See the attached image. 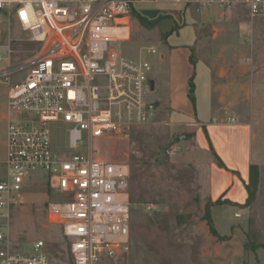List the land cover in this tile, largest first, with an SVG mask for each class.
I'll return each instance as SVG.
<instances>
[{
    "label": "built area",
    "instance_id": "built-area-1",
    "mask_svg": "<svg viewBox=\"0 0 264 264\" xmlns=\"http://www.w3.org/2000/svg\"><path fill=\"white\" fill-rule=\"evenodd\" d=\"M137 1L182 2L197 10L241 4L251 16H264V0H0V13L39 45L7 94L0 264H50L42 240L22 252L10 249L8 238L11 208L36 171L45 172L47 191L57 195L46 203V219L68 240L71 264H99L129 251L128 165L96 156L92 144L157 117L147 98L150 62L111 46L127 38L124 19ZM55 130L65 132V140L57 141Z\"/></svg>",
    "mask_w": 264,
    "mask_h": 264
},
{
    "label": "rangeland",
    "instance_id": "rangeland-1",
    "mask_svg": "<svg viewBox=\"0 0 264 264\" xmlns=\"http://www.w3.org/2000/svg\"><path fill=\"white\" fill-rule=\"evenodd\" d=\"M197 15L201 18L193 56L211 66L215 82L222 86L226 121H235L238 113L251 126L261 153L260 186L252 201L239 208L228 200L212 201L208 183L214 157L180 139L158 118L93 140L96 156L129 168L130 249L99 264H264V16H251L241 4L211 5ZM151 44L160 48L152 35L133 29L129 39L111 46L129 59L151 60L157 55L147 53L145 47ZM38 50L29 31L0 13V178L5 172L7 94L24 77ZM54 137L65 140V132L55 130ZM173 146L179 150L170 155L167 151ZM45 176L30 172L21 201L11 208L10 249L26 252L42 240L50 264H71L68 240L46 219V203L57 195L47 191ZM247 205L250 209H243ZM208 214L217 236L210 232ZM250 221L263 236L258 241L250 236Z\"/></svg>",
    "mask_w": 264,
    "mask_h": 264
},
{
    "label": "crops",
    "instance_id": "crops-1",
    "mask_svg": "<svg viewBox=\"0 0 264 264\" xmlns=\"http://www.w3.org/2000/svg\"><path fill=\"white\" fill-rule=\"evenodd\" d=\"M200 10V9H199ZM194 5L182 2H141L132 5L128 21L127 38L133 29L152 35L160 44L155 58L146 59L152 70L148 100L157 105L158 120L166 123L172 132L186 136L190 145L203 152L213 153L210 161L209 189L212 201L228 200L233 207H241L247 199L246 186L257 189L261 183L262 162L260 149L254 142L251 126L241 121L235 113V121L227 122L220 97L222 86L215 82L211 66L193 56V48L199 35L201 15ZM137 15L148 21L157 20L150 27L141 25ZM136 59V60H137ZM192 80L194 102L189 98V82ZM150 85V84H149ZM155 119V120H156ZM264 156V149H262ZM251 205L243 206L250 209ZM250 236L258 241L263 236L259 227L250 221Z\"/></svg>",
    "mask_w": 264,
    "mask_h": 264
},
{
    "label": "trees",
    "instance_id": "trees-1",
    "mask_svg": "<svg viewBox=\"0 0 264 264\" xmlns=\"http://www.w3.org/2000/svg\"><path fill=\"white\" fill-rule=\"evenodd\" d=\"M137 19H138V21H139V23L141 24V25H143V26H145V27H150V26H153L156 22H157V20H154V21H148L147 19H145V18H143V17H141V16H138L137 15ZM189 98H190V100L192 101V102H194V98H193V96H192V90H193V84H192V80H190V82H189ZM187 137H188V135H186ZM212 153H213V156H214V158L216 159V161H217V163L220 165V166H222L223 167V164H222V162L219 160V158L215 155V153L212 151ZM246 191H247V199H246V201H245V204H249L251 201H252V199H253V193H254V191H255V189H249L247 186H246ZM216 202H220V200L218 199V200H216ZM225 202V201H224ZM205 218H206V220H207V224H208V226H209V229H210V232L213 234V235H215V236H217V232H216V230H215V228H214V226H213V224H212V219L210 218V215L208 214V215H206L205 216Z\"/></svg>",
    "mask_w": 264,
    "mask_h": 264
},
{
    "label": "water",
    "instance_id": "water-1",
    "mask_svg": "<svg viewBox=\"0 0 264 264\" xmlns=\"http://www.w3.org/2000/svg\"><path fill=\"white\" fill-rule=\"evenodd\" d=\"M149 84L152 87V82L151 81L149 82ZM180 139H186V136L185 135H182V136H180Z\"/></svg>",
    "mask_w": 264,
    "mask_h": 264
},
{
    "label": "snow or ice",
    "instance_id": "snow-or-ice-1",
    "mask_svg": "<svg viewBox=\"0 0 264 264\" xmlns=\"http://www.w3.org/2000/svg\"><path fill=\"white\" fill-rule=\"evenodd\" d=\"M21 15L23 16L24 14L22 13Z\"/></svg>",
    "mask_w": 264,
    "mask_h": 264
}]
</instances>
